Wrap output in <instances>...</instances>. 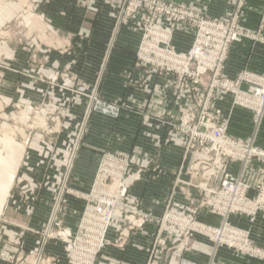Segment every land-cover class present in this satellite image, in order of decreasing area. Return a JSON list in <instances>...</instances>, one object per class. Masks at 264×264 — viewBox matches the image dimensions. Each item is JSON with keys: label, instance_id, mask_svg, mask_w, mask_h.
Here are the masks:
<instances>
[{"label": "crops", "instance_id": "1", "mask_svg": "<svg viewBox=\"0 0 264 264\" xmlns=\"http://www.w3.org/2000/svg\"><path fill=\"white\" fill-rule=\"evenodd\" d=\"M33 1V11H30L33 5H27V1L23 15L14 16L12 20L23 18L30 27L32 22L38 21L32 38L36 45L33 47L29 41L22 47L6 46L5 54L3 52L0 57L6 65L0 69V95L8 112L9 106L16 101L31 108L36 101L45 103L47 92H51L49 99L57 108L58 103L66 104L69 118L65 124L70 126L53 136L66 141L64 145H58L60 148H70L73 141L75 146L69 161L70 170L66 169L68 176L64 182L56 181L52 187L59 188L60 192L63 190L55 212L51 200L47 201L45 189L39 193L40 199L34 208L25 210L22 207V214L10 212V200L1 201L0 217L21 220L8 225L9 237L0 236V264L29 261L26 254H33L31 249L37 237L33 238L25 231L26 227L43 231L51 227L52 218L55 229L65 232L76 229L85 207L84 196L90 192L102 155L106 153L122 154L131 159L128 202L150 217L140 228H121L124 234L127 233L121 247H118L120 236L117 232L120 229L111 228L107 234L111 244L104 247L96 264H147L151 246L159 233L160 245L169 250L166 256L174 258L179 234L168 229L160 232L156 219L169 203L174 211L191 212L192 201H197L199 189L206 183L195 172L198 156L185 155L183 133L176 131L180 125V111L190 109L194 102L174 96L171 76L157 75L136 65L141 40L140 16L134 15L128 24L118 25L119 0ZM164 1L180 4L208 19L227 20L236 16L240 25L258 30L264 37V0H242L240 7V0ZM194 34L190 25H177L172 38L174 49L186 53ZM33 53L35 61L32 60ZM243 71L264 76V43L244 39L230 47L224 77L234 80ZM36 74L42 75L43 81L37 79ZM47 82L53 85L49 87ZM231 103L230 96L216 95L213 110L221 120H229L227 134L230 137L246 139L251 132L252 114L232 108ZM262 126L257 146L264 148V121ZM47 135L43 139L51 136ZM69 148L64 157L69 155ZM37 150L40 154L46 149L42 146ZM24 151L28 156H34L32 151L36 152L30 147ZM5 154L13 156L14 152L7 148ZM13 162L6 166L5 180L0 186L7 191L16 171ZM226 171L240 176L250 187V198L255 199L259 187L263 189L261 211L254 217L234 215L229 221L249 231L254 248L264 255V163L256 159L247 164L235 161L226 166ZM26 180L28 184L34 183L28 176ZM210 183L217 185V182ZM198 219L208 225H218L221 221L206 211L200 212ZM51 239L44 249L43 263L65 264L58 238ZM164 252L161 251L162 256ZM263 255L259 258L225 246L215 247L206 238L194 236L182 257L195 264H264ZM9 259L13 263H8Z\"/></svg>", "mask_w": 264, "mask_h": 264}, {"label": "built area", "instance_id": "2", "mask_svg": "<svg viewBox=\"0 0 264 264\" xmlns=\"http://www.w3.org/2000/svg\"><path fill=\"white\" fill-rule=\"evenodd\" d=\"M140 9L138 6L122 8L118 25ZM159 15L165 16L167 29L159 30L151 24L145 27L136 52V65L157 75L171 76L170 87L174 96L194 102L190 109L180 111V125L176 131L183 133L185 155L198 156L195 172L206 181L199 189L197 201L191 203L194 206L191 212H177L171 203L166 204L163 214L156 219L159 231L168 229L179 234L177 257L182 264H193L182 254L190 247L194 236L213 239L228 248L254 255L248 236L231 227L228 220L233 215L254 217L262 209L261 194L256 200L250 198V187L240 176L228 173L226 166L235 161L247 164L252 159L264 163V151L256 146L254 137L264 118V76L243 71L230 80L224 77L223 71L233 44L244 39L264 43V38L258 32L239 28L236 16L224 21L207 20L191 14L184 6L173 5L167 9L164 7ZM157 19L158 16L152 22ZM178 24L195 27L192 48L186 53H178L170 47L172 31ZM216 95H228L232 108L251 112L255 127L253 139L242 141L227 134L229 120H221L213 110ZM131 163V159L122 154L102 155L92 189L84 196L85 207L80 220L75 231L69 233L74 262L70 264H96L104 247L111 244L107 238L111 228L120 229L117 232L120 236L118 246L121 247L127 238L121 228H140L150 217L144 215L137 205L128 202ZM211 181L217 185H212ZM259 190L262 192V187ZM202 211L221 217V225H203L198 219ZM116 224L117 228L114 227ZM159 234L151 246L152 257L148 263H154L157 251H169L160 245ZM41 255L39 250L35 263L21 264H44Z\"/></svg>", "mask_w": 264, "mask_h": 264}, {"label": "rangeland", "instance_id": "3", "mask_svg": "<svg viewBox=\"0 0 264 264\" xmlns=\"http://www.w3.org/2000/svg\"><path fill=\"white\" fill-rule=\"evenodd\" d=\"M27 1H28V4H27ZM24 4L33 5L34 1L33 0H0V57L3 54V52L5 54L7 50L6 46H10L12 48L22 47L23 45H26L27 43H29V41H31L33 47H35L36 45V42L32 40V38H33L34 32L36 33L37 31V28H34V25L36 24L38 25V21H35L34 23L32 22V25L30 27L23 20V18L12 20L14 16L20 17L23 15L22 11H23ZM7 5H11V6H7ZM119 5L120 6L118 9V13H117V22L120 17L119 13L122 8L124 7L128 8V7H134V6H138L139 8H141L140 11L131 14L130 17H128V19H125L124 21H121L120 23V26L126 25L128 24L129 20L134 15L140 16L141 21L139 22V30L141 32V40L143 37V33H145V27L147 25L149 26L151 24V26L153 27H159V30L167 29V23L165 21V16L159 15L160 13L163 12L164 7L167 9L168 6L170 5L182 6L180 4H176L174 2H167L164 0H125V1L119 0ZM33 8H34V5L31 6L30 11H33ZM188 10L191 14L198 15L199 17H202L203 19L224 21L220 19H208L194 10H190V9ZM156 16H158V19H157L158 21L155 20L152 22V20ZM237 25L239 28L244 29L246 31L253 32V33L258 32V30H251V29H247L243 27L242 25H240L238 21H237ZM191 27L193 30H195V27L193 26ZM176 31H177V25L172 31V37ZM261 37L264 38L263 36ZM194 38H195V34H194ZM194 38H193V41H194ZM141 40H140L138 49L141 45V42H142ZM192 45H193V42H192ZM192 45L190 49L192 48ZM170 47L174 51H176V49H174L172 41L170 42ZM32 56H35V54L33 53ZM34 59L36 60V56L32 58L33 61H35ZM4 63H5L4 60H0V69L6 68V65H4ZM35 76L37 77V79H40L43 81L42 75L36 74ZM1 79L2 78L0 76V82L2 81ZM47 84L49 87L53 85L52 83H48V82ZM50 96H51V92H47L45 103H39L36 101L33 103L32 108L24 107L21 101H16L14 104L9 106V111L6 112V109H7L6 104L0 95V186H3L2 184L4 183L5 176L7 173L6 166L9 165L10 161L12 160L14 161L13 166L16 169V171L13 172L14 179L10 185V189L7 191V189L5 188L4 189L0 188V208L2 207V203H1L2 200L4 201L6 200L5 202L10 200L12 202L10 209H9L11 213L19 212L20 214H22V207H25V210H31L32 208H34V205H36L38 199H40L39 193L44 189L48 192L47 201L50 202L51 200L50 204L53 203L52 204L53 212H55L57 208H59V205L61 203V199L63 196H59L60 189L57 187H55L54 189L52 187H54L56 181L57 182L59 181L60 183L61 181L64 182V180L68 176V172L66 171V169L68 168L67 170L68 171L70 170L69 161L71 157V152L74 150L75 141L71 143L70 148L66 146H64L65 148H62L63 146H61L60 148L58 146L59 144L64 145V142L66 141L58 140L56 137L53 136V134L61 133L63 132V130L65 129L67 130L68 127H70L69 125L65 124V122H67L66 119L68 120L69 118L68 113L65 111V110H68V108L66 104L64 103H61L62 105H59L58 103V108H57L56 104L51 99H49ZM253 121H254V118L252 117L250 135L246 139H243V140L237 139V140L247 141L248 139L251 140L255 137V144L257 146L259 132L261 130V127H263L262 125H263L264 118L255 136H254L255 127L253 125ZM78 128H81V125H79ZM47 133H49V135L51 136H49L48 139H43L45 135H47ZM42 146L43 147L45 146L46 150L39 154V151L37 149H39V147L42 148ZM27 147H30V149H35L36 152L32 151L34 153V156L27 155V153L24 151V149L26 150ZM7 148L10 151L13 150L14 152L13 156H7L5 154ZM66 148H69L70 153L69 155H67V157H64L63 156L64 153L67 152ZM258 148L264 151L263 147L262 148L258 147ZM26 176H28L30 179L33 180L34 183H32V185L28 184V182L27 183L25 182L27 181ZM60 183L58 187L60 186ZM51 194H52V197H51ZM260 194L262 198V192L260 190H259V193H257V196L255 198L259 197ZM206 212L210 214L208 211ZM210 215H213V214H210ZM231 217H229V219ZM250 217H253V216H250ZM219 218L221 221L218 225H208L203 222L202 224L211 226V227H219L222 223L221 217ZM20 220L21 218L8 219L6 216L0 217V236H7L8 232L10 231V229H8V225L12 223H19ZM53 222L54 220L51 218V222H50L51 227H46L45 230L43 231H38L31 227L30 228L26 227L25 231L30 233V235L33 236V238L35 236L37 237L35 242L33 243L34 246L31 249V252L33 254H29V255L26 254V258L29 259V261L27 262L18 260L14 263H19V264L34 263L39 250H41V254H42L41 256H44V249L46 245L48 244V242L52 240L51 239L52 237L58 238L57 241H59L62 246L65 264L74 263L71 258L72 254L70 251L72 249L71 247L72 239L69 238V235H70L69 233H72L73 231L65 232V231L60 230L59 228L55 229L53 227ZM229 224L231 225V227L236 228L242 233H244L245 235H247L249 243L253 246L252 241L250 240L249 231L234 226L233 224H231L230 221H229ZM17 228L21 229L20 231L23 230V228L20 227L19 225L17 226ZM206 239L209 242H211L215 247L225 246V245H221L217 243L213 239H209V238H206ZM254 250H255L254 255H257L255 257L261 258L263 255L262 252L256 248H254ZM236 251L240 253H244L246 255L254 256L253 254H250V253L248 254V252L245 253L239 250H236ZM178 255H179V252L177 251V254L174 256V258L171 255H170L171 257L170 256L167 257L166 252H164V256H162L161 251H157L156 255L154 254V257H155L153 258L154 263H147V264H172V263L182 264V263H179V260L177 257ZM151 257H152V254L149 255V259ZM158 261L160 262L158 263ZM7 262L13 263L11 259L7 260Z\"/></svg>", "mask_w": 264, "mask_h": 264}, {"label": "bare ground", "instance_id": "4", "mask_svg": "<svg viewBox=\"0 0 264 264\" xmlns=\"http://www.w3.org/2000/svg\"><path fill=\"white\" fill-rule=\"evenodd\" d=\"M35 263V262H34Z\"/></svg>", "mask_w": 264, "mask_h": 264}]
</instances>
